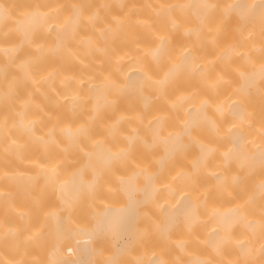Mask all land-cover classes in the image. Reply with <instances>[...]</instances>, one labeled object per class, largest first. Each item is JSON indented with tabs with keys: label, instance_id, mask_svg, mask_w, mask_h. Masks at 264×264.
Segmentation results:
<instances>
[{
	"label": "bare ground",
	"instance_id": "bare-ground-1",
	"mask_svg": "<svg viewBox=\"0 0 264 264\" xmlns=\"http://www.w3.org/2000/svg\"><path fill=\"white\" fill-rule=\"evenodd\" d=\"M0 264H264V0H0Z\"/></svg>",
	"mask_w": 264,
	"mask_h": 264
}]
</instances>
